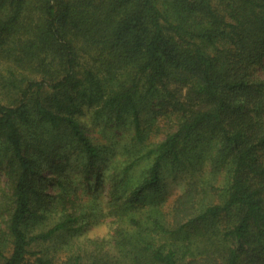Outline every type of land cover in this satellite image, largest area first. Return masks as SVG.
Returning <instances> with one entry per match:
<instances>
[{
	"label": "trees",
	"instance_id": "16d2710c",
	"mask_svg": "<svg viewBox=\"0 0 264 264\" xmlns=\"http://www.w3.org/2000/svg\"><path fill=\"white\" fill-rule=\"evenodd\" d=\"M156 98L180 120L145 146ZM88 107L139 146L115 158L95 143ZM167 162L189 177L170 207ZM0 170V264H58L33 245L75 229L88 194L123 256L80 248L60 264H264V0H0ZM50 182L63 218L30 234Z\"/></svg>",
	"mask_w": 264,
	"mask_h": 264
},
{
	"label": "rangeland",
	"instance_id": "374dc122",
	"mask_svg": "<svg viewBox=\"0 0 264 264\" xmlns=\"http://www.w3.org/2000/svg\"><path fill=\"white\" fill-rule=\"evenodd\" d=\"M34 14V8L31 7L25 11L23 15L24 18L28 20ZM84 111L85 112L83 114L79 115L81 122L84 124V128H86L87 132L93 137L95 143L111 148L110 152H116L117 155L115 158H120L125 153L127 148L130 149L132 147L139 146L133 141L132 124L125 122L121 125V123L107 121L103 119V117H98L95 107H88ZM142 117L145 125H147V127L150 129V133L147 135V139L145 140V146H151L154 142L164 138L167 132L173 130L177 126L180 120V112L175 111L171 106H165L161 98H156L154 101L148 103L145 106L142 111ZM146 164V162H143L141 166ZM177 168L178 167H173L172 162H167L164 169L165 173L163 179L165 183L166 199L163 202L167 207H170L173 200L187 187L189 182L188 172L180 168L177 170ZM140 169L141 167L136 172V174L140 172ZM69 172H67V174ZM45 173L51 174L49 170H46ZM75 173L77 172H74L73 174ZM85 178V172L78 174L77 183L80 186L81 192L77 194H84V191L86 192L87 181ZM134 180H137V176H135ZM83 182L85 185H83ZM0 184L2 187L8 189L7 174L1 170ZM48 193L51 195V198L49 195H47L45 197L44 205H41V207H43L42 213L44 216L38 217V219H33L28 222L26 228L30 234L37 231H46L54 224L55 221L63 218L61 210L63 205V198H61L63 194L62 189L58 184L50 182L48 185ZM107 195H109V193H107ZM54 196L56 197L54 198ZM2 197L3 194L0 189V198ZM81 198L82 199L79 201L80 206H78V210H80V213L82 212L83 215H81L78 219V223L73 224L72 228L75 229L60 230L48 240L39 239L33 245V249L49 252L50 255L56 259L58 264H60L68 254L77 252V250L80 248L87 253V258L91 254H94L103 260H110L115 255L117 257L123 256L118 255L115 252V219L112 216L110 217L108 214L103 215L100 209H92V212H90V204H92L91 200L93 199H91L89 194L85 196L83 195ZM34 206L40 208L36 202L34 203ZM87 212L92 214L88 215ZM224 219L225 218H222V220ZM217 225V228L219 229H224L226 227L225 221H219ZM194 232L195 231L192 230L187 235L190 237V239L186 243H183L181 240L183 244L188 245H190V241L192 240L193 249L196 248L198 241V234H194ZM164 240H169V236H165ZM2 241L3 239L0 238V249L2 246L6 253H10V246H8V244L4 246ZM199 246H203L201 241H199Z\"/></svg>",
	"mask_w": 264,
	"mask_h": 264
}]
</instances>
